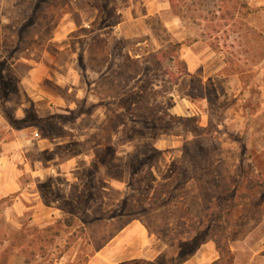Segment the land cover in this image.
<instances>
[{
    "label": "rangeland",
    "instance_id": "374dc122",
    "mask_svg": "<svg viewBox=\"0 0 264 264\" xmlns=\"http://www.w3.org/2000/svg\"><path fill=\"white\" fill-rule=\"evenodd\" d=\"M245 1L107 0L95 24L91 0H0V264L264 254V0ZM172 45L207 68L175 84L173 57L146 60ZM119 234L132 259L107 263Z\"/></svg>",
    "mask_w": 264,
    "mask_h": 264
},
{
    "label": "crops",
    "instance_id": "0c3cea01",
    "mask_svg": "<svg viewBox=\"0 0 264 264\" xmlns=\"http://www.w3.org/2000/svg\"><path fill=\"white\" fill-rule=\"evenodd\" d=\"M207 56L208 55H205L204 53L201 54V53H197L196 51L193 54H191L190 52H187L186 53V61H187V59H191V60L195 59L197 61V69H199L202 66L204 69H206L207 68V60H208ZM223 67H224V64L218 63L215 66L214 73L217 74L219 71H221V69ZM188 70H189V72H192L190 64L188 66ZM123 231H125V229ZM120 236H121V234H119L115 238H113L108 243V245H106L104 247V249L102 250L103 252L101 254H99L107 263H114L115 260L117 261V263H120V262H124V261H129L130 259H132V257H123L120 259H113V257L116 256L115 251H118V249H119L118 248L114 251L115 242L120 238ZM262 246L259 247L257 245H254L251 248V250H253V252L249 253L247 251V253H245V255L243 257H240L239 255L234 256L235 263L236 264H255L258 260H261L264 262V254L263 255L261 254V252L263 251V249L261 248ZM119 251H120V253L123 251L126 252V250L124 248L119 249ZM233 251H235V247L233 248ZM121 255H122V253H121ZM218 259H220V253H219V249L217 248L216 243L214 241H208V242H203L196 249L194 254L190 258H188L186 261H184V263H182V264H211V263H214L215 261H217Z\"/></svg>",
    "mask_w": 264,
    "mask_h": 264
},
{
    "label": "trees",
    "instance_id": "16d2710c",
    "mask_svg": "<svg viewBox=\"0 0 264 264\" xmlns=\"http://www.w3.org/2000/svg\"><path fill=\"white\" fill-rule=\"evenodd\" d=\"M91 1L98 11L97 19L94 22L95 24L99 23V17H100V15H102L104 13V11H106L107 13L109 11L108 16L110 17V15H112V13H113L112 10H114L116 8L115 6L109 8V6L106 5L107 0H91ZM170 2H171V5L173 8L177 7L176 2H174V0H170ZM247 6H248V3L245 0H238L237 4H235V7L237 9L238 8H244ZM219 11H220V14L218 16L219 19L220 18L224 19V18H226L227 15H234V13H235V9L230 10L229 5L224 6L223 8L220 7L219 10H217L215 13H217ZM212 13H213L212 16L216 17L217 14H215L214 12H212ZM203 19L204 20L206 19V21H209V18L206 16ZM212 30H214V28H212ZM171 57H173L174 60L176 62H178V65L180 66V68H179L180 72L178 74H174V76H173L174 83L177 84L178 80L180 78H182V76L186 75L189 72L187 63L181 57L177 46L172 45V46H169L168 48L161 49V50L151 54L148 58H146V60H147V62L151 63L154 67L159 68L160 66H162L164 64L166 59L171 58ZM163 119H164L163 116H159L158 117L159 123H161ZM146 120L147 119H145V117H142L140 121L146 122ZM159 123L156 125V127L161 126V124H159ZM69 225H70V223H69ZM217 244H218V248L220 251V259L215 261L213 264H220L222 262V260L226 257H227L226 262L227 263L229 262V264H233V256H232L231 249L228 246L224 245L223 242H221V241H217Z\"/></svg>",
    "mask_w": 264,
    "mask_h": 264
}]
</instances>
